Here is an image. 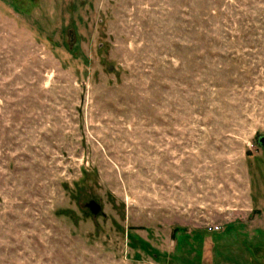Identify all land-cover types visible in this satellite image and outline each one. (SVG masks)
Listing matches in <instances>:
<instances>
[{
    "label": "rangeland",
    "instance_id": "374dc122",
    "mask_svg": "<svg viewBox=\"0 0 264 264\" xmlns=\"http://www.w3.org/2000/svg\"><path fill=\"white\" fill-rule=\"evenodd\" d=\"M263 137L264 0H0V264H264Z\"/></svg>",
    "mask_w": 264,
    "mask_h": 264
},
{
    "label": "water",
    "instance_id": "95a60500",
    "mask_svg": "<svg viewBox=\"0 0 264 264\" xmlns=\"http://www.w3.org/2000/svg\"><path fill=\"white\" fill-rule=\"evenodd\" d=\"M259 145L262 147V149L264 150V137L261 138L259 140ZM86 208L90 211V213L97 217L99 216V214L102 212V208L99 204H97L96 202L94 201H91L89 202L87 205H86Z\"/></svg>",
    "mask_w": 264,
    "mask_h": 264
},
{
    "label": "built area",
    "instance_id": "2783aa9c",
    "mask_svg": "<svg viewBox=\"0 0 264 264\" xmlns=\"http://www.w3.org/2000/svg\"><path fill=\"white\" fill-rule=\"evenodd\" d=\"M216 231H219L218 229H216Z\"/></svg>",
    "mask_w": 264,
    "mask_h": 264
}]
</instances>
